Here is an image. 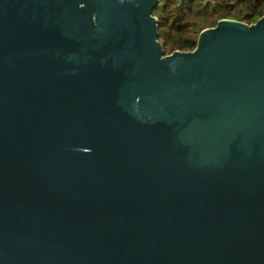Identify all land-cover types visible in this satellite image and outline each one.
<instances>
[{
  "label": "water",
  "instance_id": "water-1",
  "mask_svg": "<svg viewBox=\"0 0 264 264\" xmlns=\"http://www.w3.org/2000/svg\"><path fill=\"white\" fill-rule=\"evenodd\" d=\"M158 1L0 0V264H264V13Z\"/></svg>",
  "mask_w": 264,
  "mask_h": 264
},
{
  "label": "trees",
  "instance_id": "trees-1",
  "mask_svg": "<svg viewBox=\"0 0 264 264\" xmlns=\"http://www.w3.org/2000/svg\"><path fill=\"white\" fill-rule=\"evenodd\" d=\"M263 13L264 0H159L152 11L165 54L192 50L200 30L221 18L251 24Z\"/></svg>",
  "mask_w": 264,
  "mask_h": 264
}]
</instances>
